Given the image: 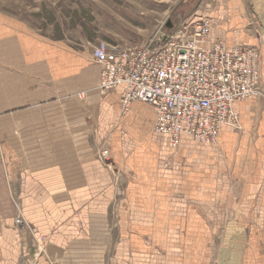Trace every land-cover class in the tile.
Instances as JSON below:
<instances>
[{
    "label": "crops",
    "instance_id": "obj_1",
    "mask_svg": "<svg viewBox=\"0 0 264 264\" xmlns=\"http://www.w3.org/2000/svg\"><path fill=\"white\" fill-rule=\"evenodd\" d=\"M199 14L211 25L207 47L259 51V90L234 103L237 122L222 126L217 144L184 134L177 148L155 132L152 105L136 101L123 114L125 86L100 89L103 67L89 50L0 18V264H109L115 187L105 149L119 174L139 175L119 207L171 218L168 207L180 204L184 218H209L212 205L223 213L215 218H230L219 264H264V0H205Z\"/></svg>",
    "mask_w": 264,
    "mask_h": 264
},
{
    "label": "rangeland",
    "instance_id": "obj_2",
    "mask_svg": "<svg viewBox=\"0 0 264 264\" xmlns=\"http://www.w3.org/2000/svg\"><path fill=\"white\" fill-rule=\"evenodd\" d=\"M204 5L205 0H0V18L23 23L41 37L78 51L89 50L93 56L94 48L103 42L119 48H136L175 36L186 22L200 16ZM104 161L111 168L115 187L109 208L111 252L106 256L107 263L219 264L218 254L224 247L230 220L215 218L223 214L220 209L215 211L207 205L205 215L209 218H184L188 208L179 204L168 207L171 218H150L152 208L147 205L135 207L125 203L119 207L118 202L128 198V187L139 175L134 177L123 171L119 174L110 156ZM148 167L149 164L142 165L144 173L140 180L147 191ZM135 211L142 218H131ZM153 213L161 214L156 208ZM117 247L122 256L117 255ZM40 248L39 254L43 255L45 250Z\"/></svg>",
    "mask_w": 264,
    "mask_h": 264
},
{
    "label": "built area",
    "instance_id": "obj_3",
    "mask_svg": "<svg viewBox=\"0 0 264 264\" xmlns=\"http://www.w3.org/2000/svg\"><path fill=\"white\" fill-rule=\"evenodd\" d=\"M210 33L209 21L191 20L177 35L140 47L98 44L93 58L103 67L100 89L125 86L123 114L136 101L152 105L155 132L170 135L174 148L184 134L200 144H217L222 126L237 122L234 103L257 95L261 56L245 46L227 50L220 41L207 47ZM101 156L106 160L109 151ZM16 224L26 227L20 217Z\"/></svg>",
    "mask_w": 264,
    "mask_h": 264
},
{
    "label": "bare ground",
    "instance_id": "obj_4",
    "mask_svg": "<svg viewBox=\"0 0 264 264\" xmlns=\"http://www.w3.org/2000/svg\"><path fill=\"white\" fill-rule=\"evenodd\" d=\"M154 110V109H153Z\"/></svg>",
    "mask_w": 264,
    "mask_h": 264
}]
</instances>
